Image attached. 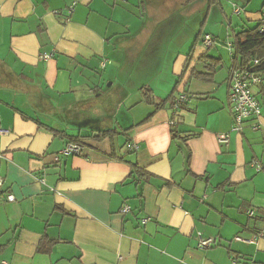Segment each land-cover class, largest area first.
Listing matches in <instances>:
<instances>
[{
	"label": "crops",
	"instance_id": "crops-1",
	"mask_svg": "<svg viewBox=\"0 0 264 264\" xmlns=\"http://www.w3.org/2000/svg\"><path fill=\"white\" fill-rule=\"evenodd\" d=\"M219 1L0 0V263L264 264V72L260 129L251 118L232 132V57L212 54L229 43L228 12L244 8L252 27L264 0ZM168 53L173 90L189 99L176 114L141 90L160 101L151 84ZM203 56L222 60L211 81L191 77ZM91 114L128 131L60 155L70 141L49 128L75 134ZM173 127L192 137L174 140ZM199 234L219 243L200 250Z\"/></svg>",
	"mask_w": 264,
	"mask_h": 264
},
{
	"label": "trees",
	"instance_id": "trees-1",
	"mask_svg": "<svg viewBox=\"0 0 264 264\" xmlns=\"http://www.w3.org/2000/svg\"><path fill=\"white\" fill-rule=\"evenodd\" d=\"M209 1L212 3V5L215 6L217 5L219 6L221 4L219 0H209ZM241 9L236 8L234 10V14L240 15V13L244 8L242 10ZM263 15H264V11L261 13V19L258 24L252 27H247L246 25L235 27L232 29V32L229 34L228 37L229 43L232 45V51L230 52V55L232 57L231 71L237 69H246L251 64L252 61L259 60L261 61L262 65L257 69V72L259 76L262 78L261 73L264 72V31L262 32V29L264 27V20L262 17ZM192 52L187 56L188 59L184 71H187L190 65V62L193 57ZM200 61H202L206 66V72H204L205 74L200 75L197 72L195 73L193 72L191 74V77H196V78L199 77L202 80L205 79L206 81H211L210 77H212L213 74H215V72L219 68H221L222 60L215 59L210 56H203L200 58ZM217 67L219 68L217 69ZM205 77H209V78H205ZM262 82H263V78H262ZM178 84L179 82L176 83L174 90L166 99L160 101L156 100L157 98L152 94L149 87L143 86V88L141 89L144 95L143 101L147 102L150 105H153L155 111L164 108L165 104H170L173 106V103L175 101L174 95L176 93ZM112 87L110 89H113ZM90 109L92 112H94L93 104ZM63 117H68V115ZM108 120L110 122L111 120L114 121V115L111 114V115L98 117L91 114L90 116H87L82 121L78 122V124H76L78 130L74 132L75 134H69L66 131H57L52 128L49 129H51L54 133H58L66 137L70 141L69 143H80L84 146H85L84 142L89 140L103 141L108 138L113 139L115 137L120 138L125 136V133L128 130L119 129L118 126L112 127L109 126L107 123L106 125H104V123ZM172 136L174 140L181 139L182 143H186L192 137L191 135H186L184 137L180 136V133L175 127L172 128ZM133 168L136 169V166L133 165ZM134 172L135 174L140 173L142 175L141 177L147 176V174L143 173L142 171L138 172L137 170H134ZM251 211L252 210H250L249 212ZM249 212L247 213L248 216H249ZM259 234L262 233H257L254 235H259Z\"/></svg>",
	"mask_w": 264,
	"mask_h": 264
},
{
	"label": "built area",
	"instance_id": "built-area-1",
	"mask_svg": "<svg viewBox=\"0 0 264 264\" xmlns=\"http://www.w3.org/2000/svg\"><path fill=\"white\" fill-rule=\"evenodd\" d=\"M117 2H125V0H115ZM238 12V11H237ZM264 20V15L262 16ZM264 31V27L262 32ZM214 39L211 36H205L203 40V45L205 48H211L214 44ZM229 51H232V45L227 44ZM47 58V57H46ZM262 63L259 60H254L246 69H237L230 72V94L229 103L231 107V112L233 114L234 125L232 132L240 133L243 130V125L247 119L253 118L255 120L253 125V130L257 131L260 129L259 119L262 116L260 102L256 98L255 89L259 88L262 84V78L259 76L257 69L261 67ZM189 99L185 94L180 95L173 103V111L178 112L181 107L186 105ZM9 131L0 128V136L8 135ZM218 143L223 147H228L230 144V134L218 136ZM85 151V146L80 143H68L66 147L60 152V155L69 156L75 155L79 156ZM60 159L59 157L56 158ZM261 170V167L258 166ZM4 180L0 177V194L3 190ZM6 200L8 202H14L15 197L13 195L7 196ZM130 212V207L125 204L122 209V214H127ZM250 218L255 216L254 211L249 212ZM147 220H144V224ZM263 234L254 235L250 239L236 238V241L243 242L246 244H252L257 239L262 238ZM219 243L218 238L204 237L202 234L198 236V249L205 250ZM0 264H7L6 262H1Z\"/></svg>",
	"mask_w": 264,
	"mask_h": 264
},
{
	"label": "rangeland",
	"instance_id": "rangeland-1",
	"mask_svg": "<svg viewBox=\"0 0 264 264\" xmlns=\"http://www.w3.org/2000/svg\"><path fill=\"white\" fill-rule=\"evenodd\" d=\"M237 8H239V6ZM239 9H241V8H239ZM244 13H245L244 9L242 10L241 16L234 14L233 13V10H232V12H228L227 18H225V21H223L224 29L227 27V25L229 24L230 20H231V23H232L231 24L232 27L231 28L228 27L229 28V32H227L226 29H225L224 32H222L221 30H219V32H218L219 34L218 33L217 34L220 36L221 40L228 39L229 34H230V29L232 30L235 27L242 26L241 23H243L245 21H248L246 19L245 15H244ZM204 16H205V14H204ZM218 19H222V18H218ZM248 25H252V24H248ZM219 48H221L220 49V52H216L215 51V52H212V54H214V57H217V58L224 57L225 60L227 61V66H228L230 64V62H231L230 61L231 60L230 51L228 50V47H226V46L225 47L220 46ZM170 54L171 53H168L166 55V59H165V62L166 63H165V66L163 68L165 70L164 78H161V79L157 80L156 82H154V85L151 84L152 87H153V89L155 91H157L158 93H160V94L157 93V95H156V96H158V97L161 98L160 100H163L168 95H170V93H171V91L173 90V87H174L173 86V82H172V80L170 78V75H169L170 74V69H171V66L169 65V62H168V60H170L169 57L171 58V55ZM227 66L226 67L224 66V67L227 68ZM163 93H164V96H162ZM175 97H176L175 98V100H176L179 97V94H176L175 93ZM115 118L116 119H121L120 109L117 110V114H115Z\"/></svg>",
	"mask_w": 264,
	"mask_h": 264
}]
</instances>
